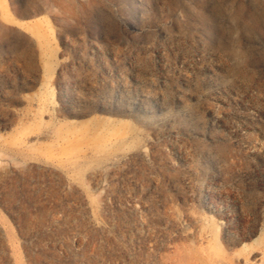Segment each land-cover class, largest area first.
<instances>
[{
	"label": "rangeland",
	"instance_id": "obj_1",
	"mask_svg": "<svg viewBox=\"0 0 264 264\" xmlns=\"http://www.w3.org/2000/svg\"><path fill=\"white\" fill-rule=\"evenodd\" d=\"M0 264H264V0H0Z\"/></svg>",
	"mask_w": 264,
	"mask_h": 264
},
{
	"label": "bare ground",
	"instance_id": "obj_2",
	"mask_svg": "<svg viewBox=\"0 0 264 264\" xmlns=\"http://www.w3.org/2000/svg\"><path fill=\"white\" fill-rule=\"evenodd\" d=\"M2 7V6H1Z\"/></svg>",
	"mask_w": 264,
	"mask_h": 264
}]
</instances>
